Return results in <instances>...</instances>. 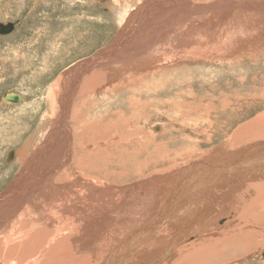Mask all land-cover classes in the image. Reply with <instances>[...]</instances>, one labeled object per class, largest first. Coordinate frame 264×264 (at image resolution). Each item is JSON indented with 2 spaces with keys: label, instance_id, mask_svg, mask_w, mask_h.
Instances as JSON below:
<instances>
[{
  "label": "bare ground",
  "instance_id": "obj_1",
  "mask_svg": "<svg viewBox=\"0 0 264 264\" xmlns=\"http://www.w3.org/2000/svg\"><path fill=\"white\" fill-rule=\"evenodd\" d=\"M97 1L102 7L111 3V20L122 33L79 61L71 82L65 74L51 86L58 114L42 121L11 155L20 171L0 196V264H167L174 250L171 264H186L202 251L206 258L198 264L237 257L247 264L253 247L254 257L264 249L259 239L264 229V113L210 156L119 185L120 178L108 174L135 163L139 168L138 158H148V151L150 157L163 152L158 150L163 144L144 129L153 101L129 98V107L105 108L93 112L95 117L87 114V120L80 106L88 102L87 94L97 92L98 83L115 79L120 82L109 93L132 81L149 97L148 79L163 69L147 73L160 60L146 53L159 42L160 50L152 53L166 60L173 58L174 46L190 48V55L208 48L227 56L263 49L264 0ZM180 28L185 34L175 37ZM89 169L104 176L99 180L83 173ZM239 192L247 199L237 203Z\"/></svg>",
  "mask_w": 264,
  "mask_h": 264
},
{
  "label": "rangeland",
  "instance_id": "obj_2",
  "mask_svg": "<svg viewBox=\"0 0 264 264\" xmlns=\"http://www.w3.org/2000/svg\"><path fill=\"white\" fill-rule=\"evenodd\" d=\"M160 1L166 4L169 0ZM98 4L97 0H0V24H12V29L0 32V196L19 177L20 171L16 156L9 162L7 154L20 150L42 121L46 118L53 120L59 112V104L52 100L51 86L65 74L71 77L72 68L79 61L101 52L119 32V23L111 20V3L105 7ZM140 8L143 9V6L134 9L127 21L136 12L139 13ZM186 24L177 25L185 27ZM194 26L196 29V23ZM182 29L174 36L185 34ZM180 42L185 44L186 40L181 39ZM157 45L148 49L146 54L153 60H160V63L147 73L163 70L156 77L148 79L149 97H145L143 86H133L132 81H123L122 85H117L118 89L112 91L113 94L109 93L111 86L120 82L115 79L102 85L98 83L97 92L91 96L87 94L88 102L84 101L85 106H80L82 113H86L83 118L88 119L87 114L95 117L105 108L113 112L116 108L129 107V98L153 101L148 107L150 117L144 129L152 133L155 143L163 144L158 148L163 152L150 157L148 151V158H138L137 162L143 163L139 168L135 163L133 167H120L108 174L112 175L108 177L120 178L119 185L142 180L165 171V168L176 167L204 155L210 156L209 153L227 144L228 139L243 125L264 113V47L251 53L245 48L241 54L227 56L209 48L190 55L186 54L191 51L190 48L174 46L171 47L173 58L166 60L158 59V53H152L154 48L160 50L157 47L161 43ZM108 71L106 68L105 74ZM153 86H158L155 93L151 92ZM139 88L142 91L138 94ZM8 93L20 95L23 101L17 105L2 102L3 95ZM78 97L76 105L81 100ZM89 98H93L91 104ZM92 105L93 111L89 112L88 107ZM187 120H191L190 123L193 121L191 126ZM70 125L72 128V121ZM43 134L44 131L41 132L42 138ZM91 169L83 173L97 179L104 176ZM113 178H109L110 184L116 183ZM242 192L235 198L237 203L240 197L247 199ZM228 220L225 219L224 223ZM261 231L259 239L264 241V229ZM255 248L250 250L252 257L247 264L264 261V249L258 258L257 252L254 257ZM177 251H173L175 256ZM202 253L200 258H187L186 264H198L206 258L204 251ZM175 256L164 263L171 264ZM103 259L104 256L101 257ZM238 259L226 261L227 258H223L212 264H242L238 263Z\"/></svg>",
  "mask_w": 264,
  "mask_h": 264
},
{
  "label": "water",
  "instance_id": "obj_3",
  "mask_svg": "<svg viewBox=\"0 0 264 264\" xmlns=\"http://www.w3.org/2000/svg\"><path fill=\"white\" fill-rule=\"evenodd\" d=\"M10 29H12V24H7V25L0 24V32L8 31ZM3 98L5 100H7V102L14 103V104L19 103L21 101V97L15 93L4 94ZM14 152H15V150H12L7 154V160L10 161V159L12 157L11 155L14 154Z\"/></svg>",
  "mask_w": 264,
  "mask_h": 264
}]
</instances>
